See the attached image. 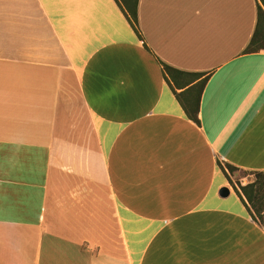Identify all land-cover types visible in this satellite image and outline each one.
I'll return each instance as SVG.
<instances>
[{
	"label": "crops",
	"instance_id": "crops-1",
	"mask_svg": "<svg viewBox=\"0 0 264 264\" xmlns=\"http://www.w3.org/2000/svg\"><path fill=\"white\" fill-rule=\"evenodd\" d=\"M258 5L138 0L136 33L116 0H0V264H264L234 190L264 171ZM163 64L208 77L199 124Z\"/></svg>",
	"mask_w": 264,
	"mask_h": 264
},
{
	"label": "trees",
	"instance_id": "trees-1",
	"mask_svg": "<svg viewBox=\"0 0 264 264\" xmlns=\"http://www.w3.org/2000/svg\"><path fill=\"white\" fill-rule=\"evenodd\" d=\"M122 7L123 12L125 13L128 21L130 22L132 28L137 33V6L138 0H116ZM261 5L257 6L256 14V25L252 35V38L245 48L243 54H253L264 51V0H259ZM163 70L167 77L172 81L177 82L178 80L186 79L191 80L188 84H193L192 90L194 91L193 98L185 101H181V105L187 115V117L192 120L194 123L199 124L198 114H199V104L201 99L202 91L208 81V77H204V73H185L178 71L174 68H171L163 64ZM226 170L228 174L233 175L237 172L232 166L227 165ZM253 181L245 186L239 185V191L234 189L237 195L247 202L249 206V212L254 219L258 221H263L264 213V171L263 172H254ZM229 179V176L226 174Z\"/></svg>",
	"mask_w": 264,
	"mask_h": 264
},
{
	"label": "water",
	"instance_id": "water-1",
	"mask_svg": "<svg viewBox=\"0 0 264 264\" xmlns=\"http://www.w3.org/2000/svg\"><path fill=\"white\" fill-rule=\"evenodd\" d=\"M229 195V190L227 188H222L220 191H219V196L221 198H226L228 197Z\"/></svg>",
	"mask_w": 264,
	"mask_h": 264
},
{
	"label": "rangeland",
	"instance_id": "rangeland-1",
	"mask_svg": "<svg viewBox=\"0 0 264 264\" xmlns=\"http://www.w3.org/2000/svg\"><path fill=\"white\" fill-rule=\"evenodd\" d=\"M232 176L233 177H244V176H246V174L245 173H242V172H240V173L235 172V173H233Z\"/></svg>",
	"mask_w": 264,
	"mask_h": 264
}]
</instances>
